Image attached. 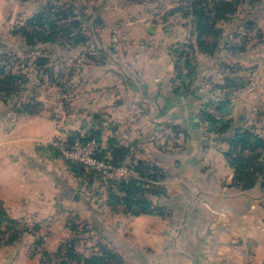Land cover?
I'll return each instance as SVG.
<instances>
[{
  "label": "crops",
  "instance_id": "crops-1",
  "mask_svg": "<svg viewBox=\"0 0 264 264\" xmlns=\"http://www.w3.org/2000/svg\"><path fill=\"white\" fill-rule=\"evenodd\" d=\"M151 1L157 2L142 0V23H131L136 38L95 39L102 57L99 52L93 61L80 57L67 74L60 69L51 82L44 81L48 90L47 96L38 90L40 113L16 115L0 104V210L7 219L37 225L49 254L72 239L68 222H74L103 241L125 240L130 253L145 262L187 264L173 252L172 240L183 209L199 192L179 249L200 251L204 257L197 264H264V191L230 187L226 145L200 119L206 106L217 120L233 119L264 134V0L245 3L219 22L217 39L202 38L206 45L215 43L212 53L196 45L191 17H183L171 1ZM186 41L194 51L195 96L173 93L178 82L171 48ZM226 79L238 87H227ZM222 98L228 105L215 110ZM92 133L99 134L104 149L109 139L128 148L123 166L144 161L161 170L167 199L153 202L169 206L168 217L127 215L123 204L111 203L103 182L78 176L46 144L56 136ZM132 173L123 179L138 178ZM116 177L122 178L120 172ZM200 216L209 220L204 231ZM26 244L0 247V264H40Z\"/></svg>",
  "mask_w": 264,
  "mask_h": 264
},
{
  "label": "trees",
  "instance_id": "trees-1",
  "mask_svg": "<svg viewBox=\"0 0 264 264\" xmlns=\"http://www.w3.org/2000/svg\"><path fill=\"white\" fill-rule=\"evenodd\" d=\"M72 6L68 10H63L60 4L47 3L41 10L27 19L15 34H18L22 44L26 48L40 46L55 47L58 50L66 48L73 49L79 45H85L88 41L83 34V23L85 16L74 10L75 0H70ZM260 0H187L186 6H178V10L183 17H191V36L194 37L196 45L207 53H212L216 48L215 43L206 45L202 38L204 36L217 39L220 29L219 22L228 21L238 10L247 3L251 5ZM212 2V17L208 18V4ZM99 22V20H98ZM98 39V38H96ZM101 40V39H100ZM191 57L185 62L186 73L182 74L174 57L175 77L173 82H178L173 93L178 94L183 90L186 94L195 96L197 88L193 85L195 60L193 45L190 41ZM99 57L102 52L98 51ZM172 52V51H171ZM93 54L87 57L93 61ZM4 57V59H3ZM6 54H0V104L10 107L12 113L16 115L33 116L42 110V104L37 100L39 87L44 83V77L49 80L53 78V65L50 56L41 55L36 58L32 69L13 68L9 65V60L5 59ZM104 58V57H103ZM50 64V65H49ZM33 81V84H31ZM31 84L30 93L27 86ZM227 87L237 88L235 82L225 80ZM229 101L220 99L214 106L215 110H221L227 106ZM200 111V119L206 123L217 139L226 145L224 157L228 165L233 170L232 184L230 187L247 192L253 189L264 191V134L256 132L253 125L235 122L233 119L225 121L217 120L205 110ZM67 136L70 140L79 137L82 141L94 140L99 148L98 156L110 162L113 167H120L126 164L129 150L120 145L115 139L107 141L104 149L99 145V134L92 133ZM130 164V163H129ZM138 178L123 180L118 183L121 198L108 192V198L112 204H123L125 213L129 216L149 215L168 217L170 210L159 202L154 203L153 198H165L166 194L159 182L164 179L161 170L150 163L144 161H134L128 165ZM72 171L78 176L87 175L101 181L95 173H86L79 166L69 165ZM102 182V181H101ZM2 223L7 224L6 232L10 233L5 243H13L19 236L18 225L15 221L7 219L5 213L0 210V235ZM68 228L71 232H77V224L69 222ZM18 230V231H17ZM74 240H69L61 244L54 254L42 252L41 264L52 258L57 259L58 264H113L114 257L109 249L103 244H98V254H91L84 257L75 251Z\"/></svg>",
  "mask_w": 264,
  "mask_h": 264
},
{
  "label": "rangeland",
  "instance_id": "rangeland-1",
  "mask_svg": "<svg viewBox=\"0 0 264 264\" xmlns=\"http://www.w3.org/2000/svg\"><path fill=\"white\" fill-rule=\"evenodd\" d=\"M165 1H171L173 6L176 7L186 6L188 3L187 0H157L158 3H164ZM157 2L153 1L152 4ZM47 3L60 4L59 6H64L62 7L63 10H68L69 6H72L70 0H0V54H6L5 59L9 60V65L14 69H32L36 58L44 55L50 56L53 72L58 74V71L62 69L67 74L70 68H74V66L82 62L80 57H84L86 61H89L87 58L89 54L98 52L99 48L94 42L96 38L105 40L110 37L136 38L135 25L131 23L135 21L142 23V0H75L74 10L78 14L82 13L86 18V22L83 23V34L88 38V41L85 45L81 44L71 50H68V47L58 50L49 46L26 48L23 46L19 35L15 34V32L24 25L27 19L38 13ZM44 81L45 83L51 82L46 76ZM45 83L39 87L41 94L46 93L48 90V86H45ZM31 84H33V81ZM31 84L27 86L28 90L26 92L28 93L32 89ZM44 95L47 96V94ZM168 195L172 197L173 194ZM165 199H167V196ZM167 208L170 207L168 206ZM177 217H179V214ZM197 221L201 231H204L205 223L209 220L200 216ZM16 224L19 228V231L17 230L19 236L11 244L27 243L25 246L29 255L36 258L38 263H40L47 241L43 240L41 235H38L37 225H30L24 222H16ZM1 226V230L6 234L7 224L2 223ZM87 231L86 226L77 225V232L72 233V239L70 238L74 240L75 251L78 254L84 257L98 254V244H103L114 255L112 257L113 264H140L141 257L135 251L134 254L130 253L127 249L129 247L124 245L125 240L111 236L103 241L94 233ZM7 239L0 240V247L9 245L5 243ZM65 242L67 241L60 244ZM70 263L75 264L73 261ZM45 264H58V261L52 258L46 260Z\"/></svg>",
  "mask_w": 264,
  "mask_h": 264
},
{
  "label": "built area",
  "instance_id": "built-area-1",
  "mask_svg": "<svg viewBox=\"0 0 264 264\" xmlns=\"http://www.w3.org/2000/svg\"><path fill=\"white\" fill-rule=\"evenodd\" d=\"M212 2L208 4V18L212 17ZM171 51L177 61L178 67L182 74L186 73L185 62L191 57V49L189 42H183L172 46ZM210 113L211 109H207ZM50 150L63 159L66 163L72 166L81 167L86 173L97 174L107 192L112 195L121 198L119 192L118 183L123 181V176L126 174H132L129 167L120 166L113 167L110 162L104 158H100L99 148L97 143L90 139L88 141H82L79 137L68 139L66 135L56 136L46 142ZM120 172L122 178H117L116 173ZM10 233L0 235V240L9 238ZM45 240V238H42Z\"/></svg>",
  "mask_w": 264,
  "mask_h": 264
},
{
  "label": "water",
  "instance_id": "water-1",
  "mask_svg": "<svg viewBox=\"0 0 264 264\" xmlns=\"http://www.w3.org/2000/svg\"><path fill=\"white\" fill-rule=\"evenodd\" d=\"M197 121V120H196ZM197 145H196V149H197ZM196 195H199V192H196L195 193V197ZM195 197H193L189 203L187 204V206L183 209V213H182V217H181V220H180V223L178 225V228H177V231L176 233L174 234L173 236V240H172V250L173 252L176 254V255H179V256H182V257H185L187 259V264H197V263H201L202 262V258L204 257L200 251L198 252L197 249H194V252L196 254L192 255V254H187L183 251H181L178 247V237L181 233V231L184 229V226H185V223H186V219H187V216H188V213L195 201ZM207 232V231H206ZM204 237L205 235H202L201 237L198 238V243L200 245V248L202 247V243L204 242ZM198 252V253H197ZM140 257V256H139ZM140 263H144V264H151L149 262H145L144 260H142V257L140 259Z\"/></svg>",
  "mask_w": 264,
  "mask_h": 264
}]
</instances>
